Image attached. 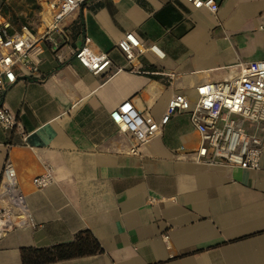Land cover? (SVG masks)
Listing matches in <instances>:
<instances>
[{
  "label": "crops",
  "instance_id": "1",
  "mask_svg": "<svg viewBox=\"0 0 264 264\" xmlns=\"http://www.w3.org/2000/svg\"><path fill=\"white\" fill-rule=\"evenodd\" d=\"M217 12L187 0H86L65 20L58 50L47 40L36 72H17L0 93L27 133L0 126V171L9 160L35 225L0 238V264H22V248L73 241L89 230L100 252L42 264H264V151L258 169L194 160L197 130L186 111L141 155L110 113L125 102L160 120L169 99L238 74L264 59V0H216ZM127 32L157 44L127 66L117 41ZM85 36L113 65L93 73L74 56ZM52 167L51 184L32 180Z\"/></svg>",
  "mask_w": 264,
  "mask_h": 264
},
{
  "label": "built area",
  "instance_id": "2",
  "mask_svg": "<svg viewBox=\"0 0 264 264\" xmlns=\"http://www.w3.org/2000/svg\"><path fill=\"white\" fill-rule=\"evenodd\" d=\"M84 1L35 0L39 6V18L33 26H14L0 9V93L17 81L19 70H38V60L33 54L40 41L47 40L54 50L59 49L64 38L54 34H66V18ZM187 1L214 13L218 10L216 0ZM89 43L90 38L85 36L83 43L73 51L75 58L95 74H108L113 60L107 52H94ZM116 45L127 61V66H116V71L128 69L139 72L134 61L147 50L159 58L165 54L157 44L144 45L131 32L125 33ZM195 92L194 100L183 93H175L158 121L137 111L130 102L112 110L110 116L120 131L134 139L130 152L141 155L140 145L149 142L172 114L186 111L200 138L193 151L194 160L207 166L226 164L258 169L264 151V59L241 63L235 76L199 84ZM0 126L6 130L18 128L23 142L28 145L27 133L19 126L14 112L3 104H0ZM52 181L51 166H46L32 180L37 188H43ZM25 225L34 226V217L18 183L16 169L6 160L0 171V238L5 232Z\"/></svg>",
  "mask_w": 264,
  "mask_h": 264
},
{
  "label": "trees",
  "instance_id": "3",
  "mask_svg": "<svg viewBox=\"0 0 264 264\" xmlns=\"http://www.w3.org/2000/svg\"><path fill=\"white\" fill-rule=\"evenodd\" d=\"M39 11V6L35 0H25ZM0 9L4 16H6L14 26H21L27 24L33 26L25 17H14L7 16L3 11V0H0ZM39 18V17H38ZM102 247L98 240L93 236L89 230H80L76 233L73 241L59 243L51 247L44 248H22L21 249V260L22 264H42L53 262L56 260L67 259L76 256L90 255L100 252Z\"/></svg>",
  "mask_w": 264,
  "mask_h": 264
},
{
  "label": "rangeland",
  "instance_id": "4",
  "mask_svg": "<svg viewBox=\"0 0 264 264\" xmlns=\"http://www.w3.org/2000/svg\"><path fill=\"white\" fill-rule=\"evenodd\" d=\"M3 11L9 17H25L34 25L38 23L39 11L25 0H3Z\"/></svg>",
  "mask_w": 264,
  "mask_h": 264
}]
</instances>
